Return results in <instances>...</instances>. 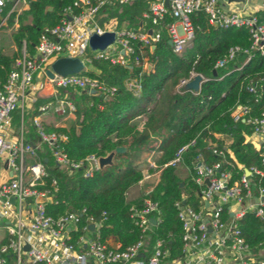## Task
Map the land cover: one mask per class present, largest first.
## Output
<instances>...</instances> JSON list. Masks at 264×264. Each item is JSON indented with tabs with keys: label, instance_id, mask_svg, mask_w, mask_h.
Listing matches in <instances>:
<instances>
[{
	"label": "trees",
	"instance_id": "16d2710c",
	"mask_svg": "<svg viewBox=\"0 0 264 264\" xmlns=\"http://www.w3.org/2000/svg\"><path fill=\"white\" fill-rule=\"evenodd\" d=\"M74 1L29 0L19 14L8 15L6 25H1L0 21V28H12L16 23L12 31L16 51L8 55L0 50V88L14 69V62L23 46L32 55L40 30L44 26L58 24L64 9L72 6ZM147 4V0H136L124 6H108L103 9L106 15L100 23L122 28L139 27L143 21L144 26L151 27V23L145 22L142 17ZM6 13L7 10L2 16ZM256 13L264 17V10ZM174 20L167 14L155 26L161 38L153 49L141 48L140 42L131 41L134 52L130 55L128 66L96 58L86 62L85 69L79 75L97 78L107 86L114 87L113 95L105 97L101 93L83 92L78 95L77 101L74 98L75 118L67 126L44 125L47 133L54 132L65 137L58 140V144L74 162L91 155L97 158L106 156L117 146L127 147L126 152L115 154L113 164L95 169L87 177L83 176L84 168L70 171L57 166L51 156L50 145L41 141L33 123L34 117L41 114L38 107L48 99L37 100L23 113V120L27 123L25 142H31L29 144L34 152L28 155L34 161H41L48 172V176L43 177V184L36 186L48 190L49 197L45 203L47 214L56 218L84 209L86 215L93 216L101 223L99 240L108 246L106 240L112 237L119 243V249H124L136 243L143 234L137 223L138 218L131 217L132 212L142 210L145 200L157 203L158 212L149 216L157 221L155 224L149 222L143 256L137 257L144 261L157 241L166 251L164 261H175L182 257V224L175 203L181 201L194 209L201 207V186L195 182L199 158L206 166L220 162L221 170L230 173L229 184L238 182L245 168L261 167L260 150L250 141L252 127L242 121L234 122L231 111L237 104H248L253 116H258L264 110V93L255 101L246 90L250 81L264 74V57L250 52V59L245 63L247 54L239 52L225 67L215 69L216 61L225 57L230 47L248 49L251 39L245 28L226 29L212 25L202 11L190 15L194 27L190 44L180 54L174 53L165 31L166 25ZM141 49L146 62L151 65L150 70L144 67ZM134 56L140 58L138 65L133 62ZM195 74L203 76L198 92L179 86L180 80L190 79ZM133 80L140 83L136 93L127 88V84ZM14 114L12 119L18 124L20 111L16 110ZM139 115L144 116L141 129L135 120ZM220 135L228 136V140ZM186 144L189 147L180 162L163 167ZM212 149L221 151V154L212 153ZM144 150L160 153L156 159L157 168L162 167L159 180L150 192L129 200L128 190L144 175L143 170L136 166L133 154ZM156 169L151 167L148 170L152 173ZM249 177L254 182L261 180L264 186V177L255 173ZM53 179L55 186L52 185ZM226 210L224 206L223 220L229 216ZM84 219L85 215L72 230L73 242L83 233ZM237 223L253 251L264 247V221L248 211L237 219Z\"/></svg>",
	"mask_w": 264,
	"mask_h": 264
},
{
	"label": "built area",
	"instance_id": "2783aa9c",
	"mask_svg": "<svg viewBox=\"0 0 264 264\" xmlns=\"http://www.w3.org/2000/svg\"><path fill=\"white\" fill-rule=\"evenodd\" d=\"M28 1L0 0L1 24L10 13L19 14ZM135 1H74L72 6L64 9L58 24L47 25L40 30L32 55L23 46L20 56L14 62V69L0 88V158L6 157L7 165L13 172L10 178L0 183V264H89V261L93 264L163 263L166 251L161 249L160 241L155 243L146 261L137 258L143 254L145 238L148 237L145 232L151 222L149 216L158 212L157 203L145 200L142 210L132 212L131 217L138 218L137 223L143 232L136 243L124 249H119V246L110 248L99 240L100 221L86 215L84 209L56 218L46 213L48 190L36 187L43 184V177L48 176L44 164L38 160L32 164L27 163L26 155L34 152L33 147L25 142L22 128L16 140L7 138L12 112L20 110L23 113L38 98L39 87L34 83L37 73H43L54 87L65 91L63 95H53L40 105L38 110L41 114L50 111L63 117L73 115L76 104L71 91L90 94L91 90H96L97 94L109 97L113 95L115 88L87 75L63 76L55 73L50 78L46 70L51 63L60 57H70L79 58L85 65L96 58L128 66L130 55L134 52L131 41L140 42L141 48L152 49L161 38V33L155 26L167 14L175 18L165 28L174 53L180 54L190 44L194 37L190 15L202 11L212 25L226 29L245 28L251 39L248 49L230 47L225 57L216 61L215 69L225 67L239 52L247 54L245 63L250 59V52H257L264 57V17L256 12L246 14L233 11L222 0H147V8L142 17L145 22L151 23V27L144 26L143 21L139 27L117 28L108 24L109 27L105 28L101 25L100 20L106 15L104 8L113 4L124 6ZM5 10L7 13L2 16ZM262 10L264 8L258 11ZM149 30L151 33H148ZM105 32L114 33L113 41L104 49L93 50L89 45L90 37ZM87 49L91 50V55L86 54ZM140 56L146 67L147 58L143 49ZM133 62L138 65L140 58L134 56ZM190 79L180 80L179 86H184ZM127 88L136 93L140 89V83L133 80L127 84ZM246 90L258 101L264 93V74L250 81ZM231 117L234 122L242 121L252 127V135L258 140L257 143L250 141L260 150L261 167L246 168L249 175L244 173L238 182L229 184L230 173L221 170L220 162L206 166L199 158L195 182L201 186V207L194 209L181 201L175 203L182 224L183 253L192 254L195 264H264V247L253 251L237 223V219L248 211L264 221V186L261 180L254 182L249 177L253 173L264 177V110L258 116H253L248 104H237L231 111ZM33 123L41 141L50 145L51 156L57 166L70 171L84 168L85 177L98 169V158L92 155L78 162L71 161L58 144V140L65 137L54 132L47 133L39 115L34 117ZM188 147L189 144L181 146L175 157L163 167L179 163ZM212 153L221 154V151L212 149ZM154 167L157 168L156 165ZM161 169L162 167L158 168L157 172ZM143 173L146 176L148 174ZM205 180L210 184L207 185ZM52 185H56L54 179ZM224 206L229 214L225 220L222 219ZM83 215L86 222L82 227L83 233L73 242L72 230L81 222ZM102 216H105L104 212ZM91 225L94 226L95 233L88 238L86 234L92 233Z\"/></svg>",
	"mask_w": 264,
	"mask_h": 264
},
{
	"label": "crops",
	"instance_id": "0c3cea01",
	"mask_svg": "<svg viewBox=\"0 0 264 264\" xmlns=\"http://www.w3.org/2000/svg\"><path fill=\"white\" fill-rule=\"evenodd\" d=\"M224 1L226 2L227 0H224ZM228 1H229L228 3L231 2V0H228ZM25 7L26 6H24L23 9ZM229 9H231V8L229 7ZM258 10H256L255 12H257ZM255 12H253V13H255ZM141 23H140V25H141ZM1 25H6V20ZM15 28H16V23L14 24V26L12 28H9V29H11L13 31ZM149 65L150 64H148V63L146 64V67L145 68L147 70H150L151 69V68L148 69V66ZM34 83L39 87L37 100H39V99H49L53 95H56V94L63 95L65 93L64 90H59L58 88L54 87L50 82H48V80L45 78V76H44L43 73H37L36 74V76L34 78ZM73 93H75V95L76 94L77 95L82 94V92L80 93V92H77V91H71V94L72 95H73ZM30 108L26 109V111H28ZM15 111L12 112V116H11V126L8 129V131H7V138H9L11 140H16L18 138V136L20 135L21 128H22L23 137H24V140H25V132L27 130V123L24 122V120H23V113L24 112L21 113V111L19 110L20 111V121L17 124V122H15L12 119V117L15 115L14 114ZM39 117H40V119H41V121H42V123L44 125H53V126H56V127L57 126H67L69 124V122L75 118L74 114L63 117V116L57 115V114H55L53 112H50V111H48L46 113H43V114H40ZM135 120L137 122L138 128L141 129L142 126H143L144 116H142V115L140 116L139 115V116L136 117ZM220 137L225 138L226 141L228 140V136H226V135H220ZM250 140L253 141V142H255V143H257L258 138L254 137V138H250ZM28 143H31V142H28ZM27 155H26V158L29 156V155L28 156ZM159 156H160V153L159 152L148 151V150H144V151H142L140 153L133 154V160H134L136 166H138L141 169H145V170H143V172H147L148 174H147V176L144 175L143 178H142V180H140L136 185L132 186L128 190V192H127V199L130 200V199L138 196L141 193L150 192L152 190V188L157 184V182L159 180V174H160V172L159 173L157 172L158 168L156 169L154 167V165H156V159ZM27 160H28L27 162L29 164H32V163L35 162L34 161V158H32L30 156L28 157ZM151 167L156 169L152 173H150L149 170H148ZM181 172L184 173V170L181 169ZM12 175H13V172H12L11 168L7 165L6 157L0 158V183L3 182V181H6ZM129 192H131V194H133L131 197L129 196ZM91 232L92 233H87L86 234L88 238L89 237H92L94 235L95 230L93 229ZM0 236H1V233H0ZM106 243H107L108 246H111V247H118L119 246V243L117 241H115V239L112 238V237H109L106 240ZM140 256H143V254H140ZM89 264H93V263L91 261H89ZM131 264H133V263H131ZM162 264H195V261H194V256L188 252V253H183L182 254V257L180 259H177L175 261H163Z\"/></svg>",
	"mask_w": 264,
	"mask_h": 264
},
{
	"label": "water",
	"instance_id": "95a60500",
	"mask_svg": "<svg viewBox=\"0 0 264 264\" xmlns=\"http://www.w3.org/2000/svg\"><path fill=\"white\" fill-rule=\"evenodd\" d=\"M48 9H51L50 7ZM2 17H0V20ZM151 33V30L148 31ZM114 39L113 32H105L102 35L93 34L90 37L89 45L94 49H104L108 44H110ZM169 45L171 46V41H168ZM154 46L152 47V49ZM151 68V65L148 66V69ZM85 69L84 63L79 58H70V57H60L54 60L50 68L46 70V74L48 77L52 78L54 74L59 75H71V74H80ZM215 73V72H214ZM203 81V76L200 74H195L187 83L184 84L183 88L185 90H192L193 92H198L200 89V85ZM96 90H91L90 94H96ZM127 147L117 146L113 151L108 153L106 156L98 157L97 164L98 168L102 169L104 166L111 165L114 163V157L117 153L126 152ZM246 175H249V170L246 168L244 169ZM205 183L209 185V181L205 180ZM13 201V200H12ZM207 205V202H205ZM151 222L153 224L156 223L155 218H151ZM90 229H94V226L91 225ZM28 249V246H25Z\"/></svg>",
	"mask_w": 264,
	"mask_h": 264
},
{
	"label": "rangeland",
	"instance_id": "374dc122",
	"mask_svg": "<svg viewBox=\"0 0 264 264\" xmlns=\"http://www.w3.org/2000/svg\"><path fill=\"white\" fill-rule=\"evenodd\" d=\"M228 2V0L226 2L224 1L227 8L230 7L233 11L243 12L246 14H251L258 9L264 8V0H231L230 3ZM104 27L108 28L109 26L104 25ZM0 50L8 55H11L16 51V47L12 41V30L9 28H0ZM86 54L91 55V50L87 49ZM78 97L79 96L76 94V101L78 100ZM250 138H254V136L251 134ZM132 195L133 194L129 192V196L131 197Z\"/></svg>",
	"mask_w": 264,
	"mask_h": 264
}]
</instances>
